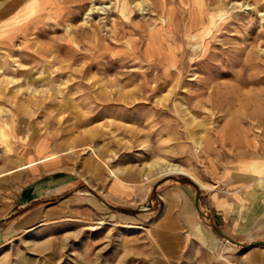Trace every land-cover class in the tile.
<instances>
[{"label": "rangeland", "instance_id": "1", "mask_svg": "<svg viewBox=\"0 0 264 264\" xmlns=\"http://www.w3.org/2000/svg\"><path fill=\"white\" fill-rule=\"evenodd\" d=\"M8 4L0 217L39 209L2 264H249L186 222L264 185V0Z\"/></svg>", "mask_w": 264, "mask_h": 264}, {"label": "crops", "instance_id": "2", "mask_svg": "<svg viewBox=\"0 0 264 264\" xmlns=\"http://www.w3.org/2000/svg\"><path fill=\"white\" fill-rule=\"evenodd\" d=\"M70 183L65 182L63 185ZM238 198V201L232 203L218 202L221 207H217L213 201L208 205L201 201L199 210L195 206L197 215L194 227L186 224L196 235L198 247L207 253L213 252L221 243H227L235 246L239 257L249 264H264L259 257L261 251H264V185L247 186L240 191ZM38 209L22 211L13 219L3 215L9 209L3 212L0 218L5 223L0 224V248L12 238L13 228L21 227L16 233L19 234L22 229L25 231L32 227L27 225V221Z\"/></svg>", "mask_w": 264, "mask_h": 264}, {"label": "bare ground", "instance_id": "3", "mask_svg": "<svg viewBox=\"0 0 264 264\" xmlns=\"http://www.w3.org/2000/svg\"><path fill=\"white\" fill-rule=\"evenodd\" d=\"M0 1H2L1 4H0V10H1L0 19H3V18H5L8 15L9 9L12 8V6L9 5V4H8L9 6H7L8 0H0ZM92 10H93V8H92ZM196 143H197V149L199 150L201 148V144L199 142H196ZM259 163H261V162H259ZM165 173L166 174H174V175L189 177L195 183H197L200 187H202V188L205 187L194 175H192L189 172V170H186L184 168L178 167L177 165H168ZM0 264H2V260H0Z\"/></svg>", "mask_w": 264, "mask_h": 264}, {"label": "water", "instance_id": "4", "mask_svg": "<svg viewBox=\"0 0 264 264\" xmlns=\"http://www.w3.org/2000/svg\"><path fill=\"white\" fill-rule=\"evenodd\" d=\"M183 182H188V183H190V184H192V185H194V186H196L195 185V183L193 182V181H191V180H189V181H182L181 183H183ZM196 188H197V192H198V194H200V188L199 187H197L196 186ZM199 195L197 196V199H196V202H195V206H196V208L199 210Z\"/></svg>", "mask_w": 264, "mask_h": 264}]
</instances>
